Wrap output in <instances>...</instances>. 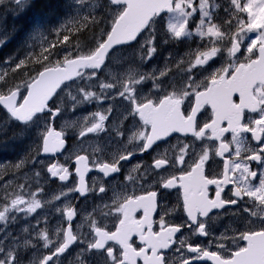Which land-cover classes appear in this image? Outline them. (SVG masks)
<instances>
[{
    "label": "snow or ice",
    "instance_id": "obj_1",
    "mask_svg": "<svg viewBox=\"0 0 264 264\" xmlns=\"http://www.w3.org/2000/svg\"><path fill=\"white\" fill-rule=\"evenodd\" d=\"M14 2L19 3V0ZM78 3L84 5L86 0H78ZM108 7L111 10L110 27L107 31L101 29L94 47L87 51L77 47L75 57L69 53L63 60L55 62L50 60L52 52L48 48L42 49L34 58L42 70L36 71L22 86L10 85L8 72H0V108L5 110L8 121L17 127L24 131L36 129L37 155L55 156L66 150L64 131H56L51 126V118L60 115L63 109L49 106L53 97L59 95L57 90L64 91L61 85L65 88H71L73 84L77 86L76 95L68 93L73 102L72 111L85 102L118 97L126 102L124 119L131 117L135 126L132 135L127 137V143L135 142L134 146L126 148L111 162L90 159V154L83 148V154L75 155L72 166L78 183L69 187L67 192L55 195L54 201L76 192L81 196L94 193L102 203L85 217L89 231L81 235L74 234L71 224L77 215L76 208L68 204L55 207L56 213L66 217L68 227H56L57 241L50 237L46 228L37 230L35 236L43 241V248L55 246L48 255L38 257L34 253L29 264H56L60 256L77 243L83 245L77 256L79 264H137L138 261L143 264H199L205 260L211 264H264V0H227L226 6L217 0H108ZM222 7L223 18L218 14ZM162 13L168 16L164 43L191 40L193 36L200 41L194 62L192 59L186 63L181 60L176 65L177 71L183 74L179 86L172 82L168 84L171 91L164 87V78L169 77L171 71L168 68L159 71L158 75H129L116 82L100 80L98 72L106 59L114 57L121 46L138 42L144 31H149V36L141 44V49L146 51L141 60L152 59L157 52V37L152 26L162 19ZM89 19L92 25L98 23L90 13L78 23L77 31L90 27ZM68 40L69 37L64 35L63 41ZM217 57L226 58V63L213 68ZM29 62H33L32 58ZM25 65L26 61L20 60L12 72ZM200 76L203 79H198ZM148 80H152L155 89L152 95L141 92ZM81 81L84 86H80ZM93 86L99 88V94L89 90ZM237 96L238 100L234 99ZM209 108V121L201 124L198 114ZM112 111L109 106L107 112L111 114ZM246 112L257 115L249 116L245 121ZM93 119L95 122L90 127L80 131V137L105 131L104 122L108 116L96 112ZM224 122L226 127L221 126ZM3 130L0 128V132ZM126 131L123 127L117 130L121 141ZM228 132L232 138L224 142V134ZM173 133L191 139L172 145L171 156L166 149L164 154L154 157L152 165L144 168L142 173L141 165L137 163L132 171L140 174L127 176L131 184L140 188L141 194L133 188L131 192L115 193L109 198L110 203H104L109 187L103 183L98 186L86 183L85 176L93 169L103 177L119 173L123 166L121 162L131 160L137 153L155 151L160 147L158 142L166 143ZM246 133L251 134L256 146L249 143ZM217 141L220 142L218 146ZM71 158L72 154L65 157L66 162ZM252 162L258 165L257 169L252 168ZM32 163H37L36 159ZM24 164L25 160H20L15 167L19 169ZM213 164L217 165L215 173L211 171ZM46 170L61 182L68 181L72 175L68 167L58 163H52ZM35 175L39 177L40 172ZM229 184L235 185L231 189L232 198H222V192ZM210 186H215L214 198L209 196ZM19 187L21 192L6 194V202L0 205V223L5 228L10 222H16V214L23 213L27 218L42 208L41 201L32 193H29L32 198L26 201L25 186ZM172 189L180 195L178 206L171 212L182 211V222L174 224L166 220L165 216L170 215L168 210L159 221H154L152 214L157 205L164 193ZM228 206H237V212L247 213L245 229L231 237L234 248L220 242L217 251H210L200 244L188 243L187 238H177L182 229L189 230L194 236L212 235L213 210L227 212ZM139 210H143V215L137 218ZM109 218L113 220L114 230L104 222ZM44 222H48L47 217ZM155 224H158V230H154ZM23 231L27 233L29 228L25 227ZM9 236L6 234L0 240V264H22L19 241L13 238L11 247L6 249L4 246V240ZM133 237H138L142 246L134 247ZM227 238L222 236L220 239ZM116 245L119 248L114 251ZM29 246L36 247L32 240L25 239L23 247ZM185 251L192 255L186 256ZM169 252L176 260L169 256Z\"/></svg>",
    "mask_w": 264,
    "mask_h": 264
},
{
    "label": "flooded vegetation",
    "instance_id": "obj_2",
    "mask_svg": "<svg viewBox=\"0 0 264 264\" xmlns=\"http://www.w3.org/2000/svg\"><path fill=\"white\" fill-rule=\"evenodd\" d=\"M158 68L154 66H138L135 69V74H152L154 73V70ZM169 73V77L164 78L166 79V83L164 87L168 88V91H171V88L168 87V84L175 82L177 86H179L181 82V73L177 71L176 68H171ZM116 82V81H114ZM154 90H149L146 95H152L154 94ZM236 99V98H235ZM92 101L91 103L85 102L87 109L85 113H88V116L93 118L94 113L100 112L104 115L108 116V120L104 122V128L105 131H101L98 133H89L90 138H84L80 137L79 130H76V123L71 125H64L61 121L53 122L52 125L55 128H59L64 131L65 133V149L61 153H57L55 156H52L51 154H48L44 158H40L44 161L43 164H37L38 169L37 171L40 172L39 179L41 180V185L36 188H25V192L27 193L28 198H32V196L29 195V193H32L35 195V198L37 197H46L48 199H54L55 195L60 194L61 192H67L69 187H72L73 185L78 183V178L75 176V168L72 166L74 164V158L76 154H83L81 149H86L87 152L90 154V159L98 158L105 162H111L114 158H116L120 153H122L126 148L131 149L134 146L133 144L127 143V137L132 135V132L135 130V126L132 122V118L129 117L127 120L124 119V116L126 113V102H123L118 97L115 99H110V103L107 104L105 101ZM54 104L51 105L52 108H54ZM111 106L113 108V111L111 114L107 112V109ZM187 107V105H185ZM82 111V109H81ZM257 114L255 113H245V121L249 116L256 117ZM211 116V110L210 108L207 110L202 109L201 112L198 114V118L201 122V124L205 121H209V118ZM98 119V118H96ZM94 120V119H93ZM90 119L85 120L86 128L90 127L92 123L89 124ZM95 122V120H94ZM222 127H226L227 123L224 122V124L221 125ZM126 128L127 131L125 133V137L123 141H121V138L117 136L116 132L117 130L121 128ZM83 130V129H82ZM81 130V131H82ZM248 137L249 143L252 146H256V142L251 140V134L246 133L244 134ZM232 138V134L230 132L224 134V142L230 141ZM190 140L191 137L185 138L179 133H173L169 138H167L166 143H160V147L153 150H148L147 152L140 154L137 153L131 160L127 162H121L122 168L119 173L112 174L110 177H103L102 173H99L97 170L93 169L92 171L88 172L85 176V181L88 184V186L100 185L105 184L109 187V191L107 193V197L104 203H110L111 200L109 198L113 197L115 193H121V192H131L133 188L136 189L137 194H141V190L137 185L131 184L127 180L128 175L137 176L140 173L133 172V167L139 163L141 165V173L143 172V169L152 165L153 158L160 156L165 153V150H169L167 154L171 156V146L176 145L180 141ZM81 140H83V144H81ZM199 144V142H197ZM217 146L219 145V141L215 142ZM234 148V145L232 146ZM7 152H11L13 154L12 158H10L6 163L3 162L5 155ZM69 154H72L71 160L67 161L65 160V157L69 156ZM36 157L39 158L36 152ZM228 154L226 153L225 156ZM246 155V154H245ZM32 158L31 160H33ZM217 161L220 160L219 157L216 158ZM19 162V159L16 155V151L12 150L10 146H7L4 142V140L0 141V179L4 178L6 175L11 174H19L23 171V167L17 169L15 165ZM52 163H58L62 164L65 167L69 168V171L72 173L71 176H69V180L66 182L59 181L58 177L52 178L49 173H47V167L50 166ZM252 168L255 170L258 168V165L255 164V162H252ZM219 167L222 169V164L219 165ZM217 170V165L213 164L211 171L215 173ZM36 171V172H37ZM208 169H206V172ZM35 172V173H36ZM178 174V173H177ZM235 179V177H233ZM257 182V181H254ZM125 185H127V188H125ZM235 185L229 184L225 186L224 191L222 192V198H232V191ZM20 190V189H19ZM215 193V186L209 187V196L210 198H214ZM180 193L176 189H172L169 191H166L163 195V199L160 201V203L157 205L156 211L152 214V219L154 221H159V218L161 215L164 214L166 210L170 212V215L165 216L166 220H170L174 224H179L182 222L183 213L182 211H176L171 212L172 209L176 208L178 206V197ZM59 202L62 203V206L65 204H68L70 206H74L77 210V215L73 217V220L71 222L72 229L74 234H86L88 229V223L85 219V217L88 216L90 212H92V209L96 207L97 205H100L102 201L97 197L94 193H87L85 196H81L79 193L71 192L68 194L67 197H61ZM237 206H228L227 212L224 210H214L212 215H215V219H213L210 224V231L212 235H209L208 237H202V236H194L191 234V232L187 229H182V233L177 234V238H187L188 243L200 244L201 246L207 248L210 251H217V244L222 242L225 244L228 248H234L235 245H233L231 237H235L238 235L239 231H242L245 229V226L247 225V221L244 219V217L247 216V213L237 212L236 211ZM143 215V210H139L136 213L137 218H140ZM98 218V217H97ZM252 219H255L253 217ZM109 228H113V220L109 218L108 220L104 221ZM62 225L65 227L68 225L67 220L62 221ZM258 226V222L257 225ZM154 230H158V224L154 225ZM222 236L228 237L227 239H220ZM31 236L24 235L22 237V240L19 242L21 244V247L19 248V255L20 259H23L28 256V252L25 250V247H23L24 239H28ZM134 241V247H140L141 242L139 241L138 237H133ZM34 243V242H33ZM112 243V242H110ZM243 243V242H240ZM76 246L81 249L83 245L76 244ZM30 247V246H29ZM31 248V247H30ZM119 248L118 245L115 246L114 251H117ZM24 251V253L22 252ZM48 252H45L43 255H46ZM227 253H225L226 255ZM185 255H192L185 251ZM78 254L73 255L70 252H67L63 256L60 257L59 263L60 264H79L77 260ZM169 256L176 260V257L172 255L171 252H169ZM91 264V262H90ZM137 264H143L142 261H138ZM199 264H211V261H200Z\"/></svg>",
    "mask_w": 264,
    "mask_h": 264
},
{
    "label": "rangeland",
    "instance_id": "obj_3",
    "mask_svg": "<svg viewBox=\"0 0 264 264\" xmlns=\"http://www.w3.org/2000/svg\"><path fill=\"white\" fill-rule=\"evenodd\" d=\"M218 3L225 5L227 4V0H217ZM71 8L75 13H87L90 11H97V10H103L105 8L104 0H86V3L84 5L78 3V0H70ZM15 2L14 0H0V53L3 48V44L11 42V39L14 35L13 30L7 28L5 26V23L3 22L5 18H8L7 11L11 8L12 9V16L15 17L19 11V9L14 10ZM108 11V10H105ZM218 14L221 18L225 16V13L223 11V7L218 10ZM4 18V19H3ZM167 19L168 16L165 15L158 21L157 24L153 25L152 28L155 30V35L157 37V52L154 54L151 60L144 59L141 60V56H146V51L144 49H141V44L144 43L145 38L149 36V31H146L144 33L137 44L134 47H130L131 49L126 50H120L118 51L114 57H112L111 61L107 63L106 69L103 71V73L99 74L98 77L100 80H103L105 82H114L118 80H124L127 79L129 75H136L135 69L138 66H148L152 65L158 69L154 70V73L158 75L159 71L164 70L165 68L171 69L176 68L177 63H179L181 60H183L185 63L192 59L194 62V53L196 52V49L200 46V41L198 37L193 36L191 40L183 39L180 41H171L169 43H164V40L167 39L166 34V26H167ZM61 23H64V21L60 20H51L48 22H42L37 25L33 30L30 32L25 33V41L24 44L21 46H18L22 44L23 39L17 40V47L15 48H21L25 44H33L35 48H40L45 41L48 31L55 32V30L60 26ZM196 23V20L194 19L192 21L193 24V30H194V24ZM30 25V21L26 23L25 30H27V27ZM21 29V28H19ZM254 35V34H251ZM66 55L61 56V59L65 57ZM242 59V57H241ZM11 60V64H10ZM57 60V57L53 58L52 62H55ZM18 63V60L10 57L8 55H0V72L6 71L8 68L15 67V64ZM226 63V58H215V63L212 64L213 68L220 67L222 64ZM21 69H18L15 73L11 70V78L10 83H12L17 78H22V81L25 80L30 74H27L23 72ZM204 75H207L205 73ZM198 79H203L202 76L198 77ZM24 82V81H23ZM23 82L18 85H23ZM83 81L80 82V86L82 85ZM152 80H148L144 83L143 87L141 88V92L144 94H147L149 90H154L152 88ZM72 88H74V92H72L73 95L77 94V86L75 84L72 85ZM22 91L23 88H22ZM69 88L64 87V91H60L59 95L56 96V104L66 103V102H72L68 92ZM115 91V90H113ZM111 95V93H109ZM47 119V117L45 118ZM90 119V123H94V120L92 117L88 116V113H80L76 114L74 116H70L68 113H65L62 117V122L66 125H71L76 123V130L81 131L86 130V124L85 120ZM7 125L6 127H4ZM0 128H3L4 130L0 132V141L4 140L5 144L7 146H10V148L14 151H16V155L20 160H25V164L23 166V171L19 174H11L6 175L4 178L0 179V205H3L6 201L4 200V197L6 194H11L14 192H21L20 185H24L23 193L25 200H29L27 197V193L25 192V188H36L41 185V180L36 179L35 172L38 169V166L36 164L32 163V158L36 159L37 164H40L39 161H41L40 158L36 157V147H37V136H36V129H29L27 131H24L20 127H16L14 122L8 121L6 112L0 111ZM84 138L89 139L90 134L88 133ZM13 154L11 152H7L5 155V158L3 162H7L10 158H12ZM20 189V190H19ZM9 199H11V196L9 195ZM54 213H50V209H46V213L49 216V220L52 217V229L49 231L50 237L54 240L56 238L55 236V229L56 227H59L60 223V215L55 213V207H61L62 203L59 202L58 204H53ZM54 214V215H53ZM32 215V214H31ZM29 215L27 218L31 217ZM24 216V214H23ZM33 221L32 223H30ZM36 222L31 217L27 223H24L20 221V217H17L16 222H11L7 225L5 228L3 223H0V229H3V231H0V240L4 239L6 234H10L9 238L7 240H4L5 248H9L12 245L13 238H15L17 241H21L22 237L24 235L31 236L28 238L29 240H32L34 242L33 244L36 245L35 248L33 247H27L25 250L28 252V256L30 254L37 253V256L43 255L45 252H48L50 248H52L53 245H50L49 249L43 248V241L37 240L35 233L37 230H40L39 226L34 225ZM25 227L29 228V232H24L23 229ZM22 232V234H19ZM25 240V239H24ZM39 250V251H38ZM24 253V251H22ZM30 255V259L27 260L26 264H29V260L33 258V256ZM59 264V263H56Z\"/></svg>",
    "mask_w": 264,
    "mask_h": 264
},
{
    "label": "trees",
    "instance_id": "obj_4",
    "mask_svg": "<svg viewBox=\"0 0 264 264\" xmlns=\"http://www.w3.org/2000/svg\"><path fill=\"white\" fill-rule=\"evenodd\" d=\"M29 5L30 7L25 11V13L18 12L15 17L11 14V8L6 12L8 18H5V24L7 25V28L12 29L13 33H16V35L15 39L11 40V42H9L6 46V49L3 50V53L6 52V50L9 52L13 51L15 42L17 43V40L23 38V29L25 30L29 17L40 19L59 18L60 21H64V23L60 24L61 26L56 33L48 34L47 40L43 46L52 52V56L50 57L51 61L53 58L60 56L62 51L72 50L77 53V47L83 51H87L89 48L94 47L95 38L99 37L101 29H105L106 27L107 13L101 12L102 10H97L95 12H91V15L96 17L98 23L92 25L91 19H89L88 23L90 27L80 28V30L77 31L78 23H81L83 21V17L89 16L90 13H72L70 11V3L68 0H34L31 1ZM15 9L17 8L14 5V10ZM64 35L69 37L68 42L63 41ZM41 51V49L34 48L30 52L29 56L24 59L26 61L25 67L30 69V71L35 72L42 69L39 64L34 62V58L38 56ZM29 58H32L33 62H29ZM45 63H47V61H45ZM25 67L21 68L23 72H25Z\"/></svg>",
    "mask_w": 264,
    "mask_h": 264
},
{
    "label": "bare ground",
    "instance_id": "obj_5",
    "mask_svg": "<svg viewBox=\"0 0 264 264\" xmlns=\"http://www.w3.org/2000/svg\"><path fill=\"white\" fill-rule=\"evenodd\" d=\"M15 7H16L17 9H19L18 12L25 13V11L30 7V5L28 4V5H26V6H20L18 3H15ZM3 22L5 23V21H3ZM5 26H7V25L5 24ZM24 32H25V30L23 29L22 36H23L24 39H23L22 44H20V45H18V46H21V45L24 44V41H25V33H24ZM15 35H16V33H14V35H13V37H12L11 40H14V39H15ZM8 44H9V42L3 44V48H2V51H1L0 55H8V56H10V57H13V58L17 59L18 62H19L21 59L24 60L25 58H27V57L29 56L30 52L35 48L33 44H31V45H29V44H25V45L22 46L21 48H15V47H17V46H15V44H16V42H15L14 47H13V49H14L13 51L9 52V51L6 50V52L3 53V50L6 49V46H7ZM66 56H67V55H66ZM57 60H63V58L61 59V57H60V58L57 57ZM10 64H11V60H10ZM11 70H12V68H8V67H7V69H6V72H8V74H9V76H8V77H9L8 82H10V78H11V76H12V75H11ZM40 70H42V69H40ZM21 71H22V70H21ZM22 73H23V71H22ZM25 73L35 75V74H36V71H35V72L30 71V69H27V68L25 67ZM20 82H22V78H17V79H15L10 85H17V84H19ZM36 179L39 180V177L36 176ZM19 234H22V232H20ZM4 245H6V244H4ZM46 255H47V254H46Z\"/></svg>",
    "mask_w": 264,
    "mask_h": 264
}]
</instances>
